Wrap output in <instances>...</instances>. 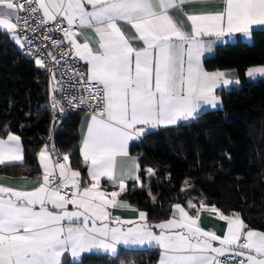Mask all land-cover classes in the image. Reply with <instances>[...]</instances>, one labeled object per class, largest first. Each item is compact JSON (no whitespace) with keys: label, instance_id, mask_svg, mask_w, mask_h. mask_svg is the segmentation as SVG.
Wrapping results in <instances>:
<instances>
[{"label":"snow or ice","instance_id":"6c2138e0","mask_svg":"<svg viewBox=\"0 0 264 264\" xmlns=\"http://www.w3.org/2000/svg\"><path fill=\"white\" fill-rule=\"evenodd\" d=\"M48 22L54 28H45L43 38L61 48L68 42L61 59L74 51L86 63V71H72L77 84L90 87L88 100L95 102L81 147L84 161L90 162V182L66 163L50 170L45 145L39 153L42 181L30 191L0 186V264H63L65 254L78 259L94 249L115 253L119 243L153 242L163 250L159 264H221L217 257L226 254L241 257L239 264H264V231L248 227L239 214L228 216L212 206L227 222L221 237L200 228L180 204L174 205L176 218L155 224L159 233L144 211H139V223L115 218L117 224L134 225L126 230L110 227L108 212V206L131 207L117 198L126 191V181L141 180L139 164L128 155L130 140L149 129L195 119L204 107L218 106L217 89L240 84L235 70L207 71L201 58L216 41L235 34L251 38L254 26H264V0H201L196 6L192 0H0V28L17 43L18 29L35 32V25ZM49 31L62 32L63 40L52 39ZM36 64L46 66V61L37 56ZM246 75L264 77V65L249 67ZM66 103L83 104L84 97ZM20 141L12 132L0 138V165L23 160ZM62 160L68 162L69 155ZM101 177L118 188L111 198L100 189ZM188 208L196 205L189 202Z\"/></svg>","mask_w":264,"mask_h":264},{"label":"trees","instance_id":"16d2710c","mask_svg":"<svg viewBox=\"0 0 264 264\" xmlns=\"http://www.w3.org/2000/svg\"><path fill=\"white\" fill-rule=\"evenodd\" d=\"M203 64L208 70L235 69L240 84L220 91L221 107L133 141L129 151L137 156L141 180L129 182L120 196L153 223L167 218L176 202L206 203L223 213L236 211L247 226L264 231V77L249 80L245 74L264 65V28L253 29L249 43L218 44ZM47 96L45 72L0 30V136H20L24 157L0 172L38 173L37 152L48 141L54 154L69 155V165L84 178L77 147L80 112L52 124ZM148 169L154 171L150 177ZM226 188L234 189L232 196ZM158 257L156 248H120L114 255L85 254L63 264H155Z\"/></svg>","mask_w":264,"mask_h":264},{"label":"crops","instance_id":"0c3cea01","mask_svg":"<svg viewBox=\"0 0 264 264\" xmlns=\"http://www.w3.org/2000/svg\"><path fill=\"white\" fill-rule=\"evenodd\" d=\"M200 2H201V0H192L193 6L198 5ZM41 14H42V12H41ZM73 26H76L78 28L77 25H73ZM256 28H264V26H254L253 29H256ZM0 30L6 31L3 28H0ZM79 31H80V29H79ZM9 36L13 40V42L19 47V43H17V41L14 38V36L11 33H9ZM78 39L80 40V42H83V38L82 37H78ZM205 39H207V38H205ZM251 40H252V36H251V38H246L243 34H235L230 39L216 41L215 44H213V46H212V50L210 52H205L204 55L202 56L201 60H202L203 67H204V64H203L204 63V60L213 56V54L215 52V47L218 44H222L223 45V44H226V43H233L235 41H243V42L249 43V42H251ZM79 60L81 61V65H82L84 71H86V63L83 60H81V59H79ZM255 66H260V65H255ZM250 67H253V66H250ZM204 69L207 70V71H216V70H219V69H216V70H208L205 67H204ZM232 70H235V69H231V68L230 69H222L221 71L230 72ZM235 73H236V77H237L236 70H235ZM245 74H246V72H245ZM246 78L249 79V80H252V78L247 77V75H246ZM257 78H262V77H257ZM233 85H235V84H233ZM231 86L232 85H230L228 87H223L222 86L221 88L217 89L216 95L220 97V103L218 104V106L216 108H212L211 106H206V107H204L202 109L201 112L206 111V110H213V109H217V108L221 107L222 100H221V92L220 91H222V90H228ZM88 115H89V112H83V111L80 112L79 113V117H78L79 118V120H78V126H77V132H78V136H79V141H78L77 147H78V150H79L80 157L82 159V163L85 166V177L82 178L83 181H85V182H90V177L88 176V166H89V163L90 162H85L84 161L83 155H82V152H81V147H82V140H83L84 134L86 132L85 120L88 117ZM192 120H194V119L181 120V121H178L177 124H179V123H186V122H189V121H192ZM176 125H168V126L162 125V126H159L157 128H165V127H171V126H176ZM157 128H153V129H149V130H155ZM0 138L7 139V134L5 136H0ZM137 139L138 138H133L132 140H130L128 142V155H129V157L135 158L136 161H137V163H138L137 156H135L134 154H131L130 151H129L130 144L133 141H136ZM45 145L48 146V151H49V154H50V159L48 161V163H49V169L50 170L55 165H57L58 163H66V164L69 165V161L68 162H64L62 160V157L65 154H54L53 153V150H52L53 147L51 145V142L48 143V141H47V142H45L40 147V149L37 152V162H38V169H39L38 173L29 175V174H9V173L0 172V186H3V187H13V188H16L18 190L30 191V190H32L33 186H36L37 185V182L38 181H42V177H43V174H44V168H43V165L40 162L39 153L41 152L42 149H44ZM118 160H121L122 163L123 162H126V158H118ZM22 163H23V160L20 161V162H14V163H12L10 165L22 164ZM0 166H3V165H0ZM72 169L75 170V168H72ZM58 172H59V169L57 167L56 168V174L57 175H58ZM119 174L120 173H119V170H118L117 171V175H119ZM134 174H136V173H134ZM129 182H134V181H132V180L126 181L127 187H128V183ZM137 184L139 185V182H137ZM127 187H126V189H127ZM100 189L107 191L109 193V198H111L110 197V192L111 191H113V190H117L118 191V188H114L112 182L109 181L107 179V177H101ZM117 199L118 200H122V201H126L123 198H121V196H119ZM127 203L129 205H131L129 202H127ZM176 204H180L181 206L185 207L186 211H189V214L191 216H193L194 218H197V225L200 228H202L203 230L213 232L216 235L221 236V237H223L224 235H226L227 222L226 221H222V220L219 219V213L218 212H213L212 211V206L207 205V207H204V208H201L199 206V207H196L195 209H189L188 208V203H186V204L183 205V204H181L179 202H176V203L172 204V206H171V214L167 218H165L163 220H160L158 222H155V223L150 222L147 219V223L152 226V230L154 232L159 233V231H160V229L154 227L155 224H157L159 222H162V221H165V220H168V219L176 218L178 216V210H176L174 208V205H176ZM69 208L71 210L72 206L70 205ZM218 210H219V212H222L220 209H218ZM139 211H143V210L138 209V208H136L133 205H131V207H116V208H113L112 206H108V212L110 213V218L113 217V219L112 220L110 219V221H109L110 227H121L124 230H126L128 227L134 226V225H130V224H127V223L117 224L114 221H115V218L116 217H119L120 221H122V222H124V221H134L136 223H139L140 222L139 221ZM223 214L228 215V216L235 217V215L238 214V213L236 211H232L230 213H223ZM250 228H252V227H250ZM253 229H256V228H253ZM256 230L262 231L260 229H256ZM213 244H214V246H217V247H220L221 246L219 241H214ZM224 247H226V246H224ZM120 248H125V249L156 248V249L159 250V257H158V260L156 261L155 264H159V260H160V257H161V253L163 251L158 245L155 244V242H153V244H151V245H149L147 243L146 244H143V245H133V244L125 245L123 243H119V244H117V250H116L115 253L103 252L101 250L94 249L92 252L82 253L81 256L78 259H73V258L70 257V254H65V256L62 257V260H63V263L65 261H71V262L78 261L85 254H96V253H98V254L114 255V254L117 253V251ZM228 252H231V250L229 249Z\"/></svg>","mask_w":264,"mask_h":264},{"label":"built area","instance_id":"2783aa9c","mask_svg":"<svg viewBox=\"0 0 264 264\" xmlns=\"http://www.w3.org/2000/svg\"><path fill=\"white\" fill-rule=\"evenodd\" d=\"M23 2V0H19ZM22 15L26 13L22 12ZM42 16V14L40 13ZM66 26V23L65 25ZM36 31L33 32L31 29L23 30L18 29L20 35L21 43H19L20 53L29 60L36 62L37 56L40 59L46 61V66H39L46 74L48 78V96H47V109L50 115V121L52 124H58L62 121L67 115L75 114L78 112H91L94 101L89 102L88 100V91L90 87L87 85L77 84L73 78V69H79L84 71L81 61L78 57H75L74 51L72 56L64 57L61 59L62 48L67 50L69 48L68 42L64 40L63 46H53L51 40H46L43 38L42 33L45 28H54L53 22H48L47 25L41 26L39 24L35 25ZM73 29L79 32V29L76 26H73ZM48 35L52 39L63 40V33L58 31H49ZM27 37V38H25ZM29 40L31 44H29ZM29 48L31 51H29ZM51 52L56 55L57 60L60 63H56L52 60L51 56L48 53ZM53 72L55 73V80H53ZM75 84V87L73 85ZM73 96L79 98L84 97L83 104H77L76 106H70L66 101L71 99ZM55 101H60L56 107H53ZM63 107L64 111L61 112L60 108ZM138 138H142L138 137ZM111 220L113 217L110 218ZM218 259L221 260V264H239L241 257H233L231 255H225L223 257L218 256Z\"/></svg>","mask_w":264,"mask_h":264},{"label":"rangeland","instance_id":"374dc122","mask_svg":"<svg viewBox=\"0 0 264 264\" xmlns=\"http://www.w3.org/2000/svg\"><path fill=\"white\" fill-rule=\"evenodd\" d=\"M149 170H151V172L152 173H154V171L152 170V169H148L147 170V177H150V176H152L153 174H150L149 173ZM227 191H228V196H232L233 195V191H234V189L232 190V189H225V194L227 195ZM128 264H133V263H128Z\"/></svg>","mask_w":264,"mask_h":264}]
</instances>
